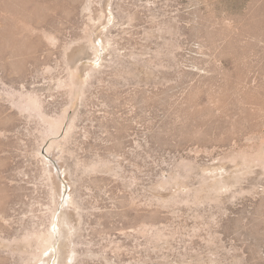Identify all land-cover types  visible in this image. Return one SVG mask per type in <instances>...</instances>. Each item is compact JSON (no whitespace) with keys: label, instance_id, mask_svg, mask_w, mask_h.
Wrapping results in <instances>:
<instances>
[{"label":"rangeland","instance_id":"374dc122","mask_svg":"<svg viewBox=\"0 0 264 264\" xmlns=\"http://www.w3.org/2000/svg\"><path fill=\"white\" fill-rule=\"evenodd\" d=\"M90 36L71 104L60 78ZM21 91L64 113L55 140ZM39 150L71 195L68 264H264V0H0V264L48 222Z\"/></svg>","mask_w":264,"mask_h":264},{"label":"bare ground","instance_id":"6f19581e","mask_svg":"<svg viewBox=\"0 0 264 264\" xmlns=\"http://www.w3.org/2000/svg\"><path fill=\"white\" fill-rule=\"evenodd\" d=\"M83 43L82 50L72 59L71 64L67 65L66 74L60 78L59 83V87L68 92L70 98L69 103L71 104L74 103L76 97H78L80 94L83 96L85 95L92 81L91 79L97 73L96 68L86 69V67L82 66L81 60L89 53H95L96 49L100 47L101 43L97 45L92 36L86 39V41ZM112 45H114V43L112 42V39L108 37L104 47L108 49V47ZM16 98L13 100V103L20 110V112L26 113L28 117L33 118L40 124L41 137L44 142H47L50 139L55 140L60 135L61 131L63 130V123L65 121L64 113H59L56 115L49 114L45 110V101L38 92L21 91L18 99ZM75 126V120L73 119L65 133V139L68 140L71 137ZM47 152L49 155L55 154L58 159H61L63 154L66 152V147L64 144L54 141L47 148ZM37 155L38 158H40L42 164H44V174L48 178V186L50 187V200L47 210L48 222L45 227H34L32 229H28L21 236L24 242L33 247L32 251L27 256L26 264H47L49 263L50 259L55 260L56 257H59L58 251H61L60 255H62V258L60 260L59 258L57 259V264H68L69 258L72 260L77 259V257L74 255V257L71 255L68 256L62 247V245L66 243L68 234L70 232V218L68 215V209L71 208V206L73 208L71 195L68 193L65 196L66 186L62 189L60 181H55L53 168L57 167H55L54 160H51L49 155L47 156V154H45L44 150H39ZM46 163L49 164L48 168L45 167ZM60 243L61 249L58 250L57 245ZM75 243L79 244L80 241H75ZM73 252L77 253V250L75 249Z\"/></svg>","mask_w":264,"mask_h":264}]
</instances>
